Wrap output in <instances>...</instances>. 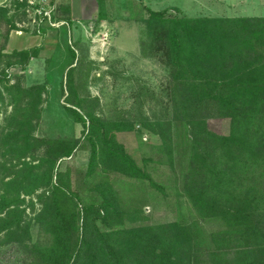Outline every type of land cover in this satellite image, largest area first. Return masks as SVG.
<instances>
[{
    "label": "rangeland",
    "instance_id": "obj_1",
    "mask_svg": "<svg viewBox=\"0 0 264 264\" xmlns=\"http://www.w3.org/2000/svg\"><path fill=\"white\" fill-rule=\"evenodd\" d=\"M61 1L56 17L68 25L51 29L40 25L27 4L0 0V51L40 48L24 68H9L11 58L0 63V264L40 261L60 231L51 226L54 218L60 221L57 212L99 206L107 187L121 219L103 231L179 223L193 225L192 236L210 239L224 223L207 222L188 197L187 148L194 138L175 97L174 69L154 38L165 26H149L147 10L166 11L168 19L257 18L264 17V0H79L74 11L71 0ZM74 94L87 124L88 113L112 124L116 139L149 179L110 169L99 152L90 171L87 128L67 99ZM205 128L229 136L231 120L211 117ZM80 137L70 157L50 163L62 145ZM57 175L63 179L59 190Z\"/></svg>",
    "mask_w": 264,
    "mask_h": 264
},
{
    "label": "trees",
    "instance_id": "obj_2",
    "mask_svg": "<svg viewBox=\"0 0 264 264\" xmlns=\"http://www.w3.org/2000/svg\"><path fill=\"white\" fill-rule=\"evenodd\" d=\"M147 11L149 26H165L154 38L174 69L175 97L181 98L194 138L184 172L188 197L203 219L224 228L207 240L192 236L193 225L179 223L103 231L102 226L121 219L107 187L99 206L58 211L60 221L54 218L51 224L60 229L56 240L41 251L40 261L29 264H264V17L168 19L166 11ZM39 49L0 51V63L11 58L9 68H24ZM67 99L75 119L87 128L83 138L92 146L90 171L99 152L110 169L149 179L116 139L112 124L89 113L87 124L77 94ZM211 117L229 118L231 134L211 135L205 128ZM81 140L62 145L50 163L70 157ZM58 176L55 190L63 180Z\"/></svg>",
    "mask_w": 264,
    "mask_h": 264
},
{
    "label": "built area",
    "instance_id": "obj_3",
    "mask_svg": "<svg viewBox=\"0 0 264 264\" xmlns=\"http://www.w3.org/2000/svg\"><path fill=\"white\" fill-rule=\"evenodd\" d=\"M18 1L23 2L27 4L29 7L35 9L33 14H35V19L39 21L40 25H44L45 27L51 29H58L61 26H64L66 24L68 25V22L66 20H58L56 17L58 10L57 0H18ZM101 35L103 36L102 41H105L107 39L106 36L107 34L103 32Z\"/></svg>",
    "mask_w": 264,
    "mask_h": 264
},
{
    "label": "crops",
    "instance_id": "obj_4",
    "mask_svg": "<svg viewBox=\"0 0 264 264\" xmlns=\"http://www.w3.org/2000/svg\"><path fill=\"white\" fill-rule=\"evenodd\" d=\"M57 1H59V3H60V5L62 4V1L61 0H57ZM79 0H71V2H70V8H71V10L72 11H74V5H75V2L77 3ZM69 8V7H68ZM80 10H82L81 8H77L76 9V11L79 13V12H82V11H80ZM83 15V14H82Z\"/></svg>",
    "mask_w": 264,
    "mask_h": 264
}]
</instances>
